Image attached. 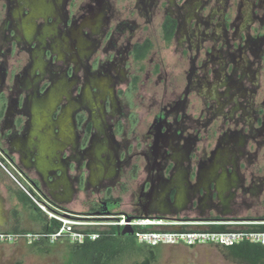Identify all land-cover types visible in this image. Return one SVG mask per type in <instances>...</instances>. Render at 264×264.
Segmentation results:
<instances>
[{
    "label": "flooded vegetation",
    "instance_id": "af4514ba",
    "mask_svg": "<svg viewBox=\"0 0 264 264\" xmlns=\"http://www.w3.org/2000/svg\"><path fill=\"white\" fill-rule=\"evenodd\" d=\"M43 106L64 198L0 156L54 213L264 219V0H0V132Z\"/></svg>",
    "mask_w": 264,
    "mask_h": 264
},
{
    "label": "crops",
    "instance_id": "0c3cea01",
    "mask_svg": "<svg viewBox=\"0 0 264 264\" xmlns=\"http://www.w3.org/2000/svg\"><path fill=\"white\" fill-rule=\"evenodd\" d=\"M46 106L48 107V105ZM47 107L35 109V120L30 121L32 129L27 133H13L10 124H14V121L13 123L12 121L11 123L7 122V127L0 132V151L7 153L31 175L40 187L41 193L46 194L49 198L62 199L64 198V192L61 189L63 182L57 181V176L58 173L59 176L61 173L64 174V170L60 167V169H55L57 160L58 162L60 160L58 157L61 149L56 144L52 130L50 131ZM4 124H6L5 121L2 125ZM23 193L0 167V232H42L43 226L49 219L37 206H31L24 198ZM60 193L61 195H59ZM43 197L45 198V195ZM62 202L68 203L64 200ZM9 247L15 250L30 248V245L24 243L0 245V256L5 250H9Z\"/></svg>",
    "mask_w": 264,
    "mask_h": 264
},
{
    "label": "rangeland",
    "instance_id": "374dc122",
    "mask_svg": "<svg viewBox=\"0 0 264 264\" xmlns=\"http://www.w3.org/2000/svg\"><path fill=\"white\" fill-rule=\"evenodd\" d=\"M105 195H97L96 193H91L89 191L87 197L84 199L87 200L85 205H83L82 208L78 207V205L75 209L82 211V213L87 212L90 210L89 208L96 203L98 198ZM110 196L114 199L120 200L118 201L119 206L116 211L120 214H127L125 215L126 219L130 218L131 220L141 218L161 222V226L151 228V230L154 231H206L209 230L210 225L214 224L225 225L229 230H242L246 229L245 227H247V225L264 224V219L261 218L263 216V209L261 208V203L258 202H254L251 206H249L253 208H251L246 215L251 216L252 218L235 220L232 222L186 221L161 218L152 219L147 218V216L137 215L129 207L128 199L125 197L126 195H123L120 189L118 190L117 188L111 191ZM70 244L72 243L69 242V240H60L50 246V251L48 253H40L39 251H35L29 247L17 248L15 250H12V247H9V250H5L4 253L1 254L0 264H66L68 259V247ZM158 245L159 248L156 260L151 264H245L230 257L224 247L211 243L196 244L193 246H186L182 242L174 244L158 243ZM142 259L141 255L132 254L118 260L115 264H140Z\"/></svg>",
    "mask_w": 264,
    "mask_h": 264
},
{
    "label": "built area",
    "instance_id": "2783aa9c",
    "mask_svg": "<svg viewBox=\"0 0 264 264\" xmlns=\"http://www.w3.org/2000/svg\"><path fill=\"white\" fill-rule=\"evenodd\" d=\"M1 169L14 181V183L32 200V202L46 214L49 220H56L60 223V228L51 234L40 233H11L0 232V245H17L18 243H24L25 245H32L39 242L41 239H45L50 245L56 242L66 239L72 244H82L85 239L95 240L98 237L97 233L86 232L92 228L120 226L124 227L129 225L133 227L146 228L147 231L134 233V237L139 244L146 245H158V243L174 244L178 242L184 243L186 246H193L196 244L211 243L221 247H229L242 242H248L252 244H260L264 246V232L247 231L242 230H229L224 232H212L209 230L203 231H188V232H161L154 231L151 228L159 227L162 223L159 221L150 219H131L127 221L126 216H102L107 218L103 223H89L74 216L68 217L65 215H59L50 210L49 203L41 196L37 191L28 186L22 180V176L19 172L13 169L9 162L2 159L0 156ZM33 192V194L29 191ZM79 217V216H76ZM114 218V219H112ZM230 224V223H228ZM232 224V223H231ZM234 224V223H233Z\"/></svg>",
    "mask_w": 264,
    "mask_h": 264
},
{
    "label": "trees",
    "instance_id": "16d2710c",
    "mask_svg": "<svg viewBox=\"0 0 264 264\" xmlns=\"http://www.w3.org/2000/svg\"><path fill=\"white\" fill-rule=\"evenodd\" d=\"M33 194V192L29 189ZM24 198L28 203L35 207L32 200L24 194ZM109 201L118 202L119 199L111 198ZM60 228V223L56 220H47L46 225L43 226V234H51ZM247 231L264 232V224H251L245 227ZM122 227L109 226L104 230L89 229L86 232L97 233L98 237L95 240H88L82 244H70L68 247V259L66 264H115L118 260L132 254L142 256L140 264H151L156 260L159 245H146L137 243L134 233L137 231L145 232L146 228L133 227L132 235L121 234ZM209 231L224 232L229 231L225 225H210ZM180 232H187L182 230ZM50 244L41 239L30 245V248L39 251L40 253H48L50 251ZM229 256L234 260L245 264H264V246L260 244H252L242 242L229 247H224Z\"/></svg>",
    "mask_w": 264,
    "mask_h": 264
},
{
    "label": "water",
    "instance_id": "95a60500",
    "mask_svg": "<svg viewBox=\"0 0 264 264\" xmlns=\"http://www.w3.org/2000/svg\"><path fill=\"white\" fill-rule=\"evenodd\" d=\"M37 191V190H36ZM128 221L130 220V218L127 219ZM121 234L123 236L125 235H132L133 234V231H132V228L129 226V225H126L122 228V231H121Z\"/></svg>",
    "mask_w": 264,
    "mask_h": 264
},
{
    "label": "bare ground",
    "instance_id": "6f19581e",
    "mask_svg": "<svg viewBox=\"0 0 264 264\" xmlns=\"http://www.w3.org/2000/svg\"><path fill=\"white\" fill-rule=\"evenodd\" d=\"M159 223H161V222H159Z\"/></svg>",
    "mask_w": 264,
    "mask_h": 264
}]
</instances>
